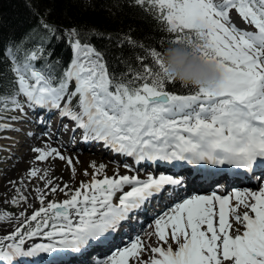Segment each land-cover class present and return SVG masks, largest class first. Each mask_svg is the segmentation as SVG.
<instances>
[{
  "label": "snow or ice",
  "instance_id": "obj_1",
  "mask_svg": "<svg viewBox=\"0 0 264 264\" xmlns=\"http://www.w3.org/2000/svg\"><path fill=\"white\" fill-rule=\"evenodd\" d=\"M135 4L147 5L164 30L175 34L170 45L184 43L215 61L223 71L222 83L214 90L181 83L187 92L168 90L167 85L179 81L167 73L165 51L155 48L147 51L152 65L143 63L146 57L137 56L140 68L127 65L126 71L116 72L81 26L61 33L47 22L48 9L39 20L38 29L43 30L39 42L20 47L31 43L29 33L0 48V64L6 62V72L13 77L7 88L0 80V112L19 113L13 120L27 119L31 113L44 128H48V114L55 112L60 128L71 133L70 144H75L79 130L82 143L102 142L115 154L132 158L134 164L186 162L234 166L245 173L264 171V0H135ZM233 11L254 30L240 27ZM52 36L66 40L72 49L67 67L62 58L49 62L47 43ZM125 39L135 43L129 36ZM6 72H0V77ZM45 135L51 139L50 131ZM32 151L37 161L58 158L65 162L70 179L75 178L78 157L65 156L51 144ZM90 166L92 179L81 180L76 188L54 184L47 172L39 177L46 180L48 189L35 190L40 207L30 216L27 209L21 211L23 222L13 230L0 224V232L6 233L0 235V264L34 261L58 249L79 253L94 243L108 245L110 234L118 232L134 212L166 186L174 189L183 184L182 178L167 174L141 179L116 171L108 176L105 164ZM123 167L135 171L133 165L124 163ZM39 172L32 168L29 175L36 178ZM82 174L89 176L87 169ZM100 175L103 178H97ZM261 185L264 175L258 190L226 188L223 194L213 191L178 199L173 192V203L149 225L154 231H145L143 237L137 234L129 245L117 247L96 264H129L130 260L132 264H264ZM57 191L68 198L45 204L48 194ZM17 192L11 203L27 204L29 198ZM10 215H0V221ZM152 236L157 246L144 239ZM146 251L155 255L143 258Z\"/></svg>",
  "mask_w": 264,
  "mask_h": 264
},
{
  "label": "trees",
  "instance_id": "obj_2",
  "mask_svg": "<svg viewBox=\"0 0 264 264\" xmlns=\"http://www.w3.org/2000/svg\"><path fill=\"white\" fill-rule=\"evenodd\" d=\"M48 9L51 11L45 17L47 22L64 29L81 26L117 72L126 71L127 65L140 68L137 56L146 57L143 63L152 65L147 51L155 48L164 52L171 46L168 41L175 38V34L166 32L154 15L135 4V0H0V48L8 40L22 39L38 27L40 17ZM125 36L135 43L129 44ZM58 58L61 57L55 60ZM0 72H3L2 64ZM0 80L4 82L3 77ZM175 86L180 87V82Z\"/></svg>",
  "mask_w": 264,
  "mask_h": 264
},
{
  "label": "bare ground",
  "instance_id": "obj_3",
  "mask_svg": "<svg viewBox=\"0 0 264 264\" xmlns=\"http://www.w3.org/2000/svg\"><path fill=\"white\" fill-rule=\"evenodd\" d=\"M27 125V124H26ZM13 128H18L17 125L13 126ZM29 136L28 132H24V137ZM52 137V136H51ZM7 144H12L9 146H24L21 147V149L18 152V158H8L9 164L7 166V169L3 172V175L0 180V215L5 214L6 212L3 211L2 206L5 205L9 200H12L15 197V193H18V189L27 188V194L29 195V199L27 204L23 205V208L19 210H15L13 212H9L8 214H11L10 217H7L4 221H0V224L5 225L7 230H13L14 227L19 226V223L23 222V218L19 216V213L21 211H24L27 209V214L30 216L34 209H38L40 207L38 203L39 193H37L35 190L37 188H40L42 191L48 192V189L46 188V180L40 179V176H43L45 172L48 173L47 179H51L54 184H60L61 187H63L64 183H69L70 187H73L74 184L79 183L81 180H86V177L88 178V181L92 179V173L94 170L89 169V176H84L79 168H77V172L75 174L74 179H70L71 171L66 166L65 162L60 161L58 158H50L47 161H37L35 159L37 153L32 151L33 147H45L46 144H51L52 147L59 148L65 156H72V157H78L80 163H75V166L81 164L85 165L86 163L89 164L92 161L95 160H101L105 161L103 158H98L95 154L91 153H83V152H74L71 151L70 148H63L61 144L58 141H51L49 140V137L45 134L38 135L36 138L32 140L30 144H25L23 142V139H19L18 137L13 138L10 141L6 142ZM25 144V145H24ZM79 149H81V146H78ZM7 155H3V158L6 159ZM81 167V166H80ZM32 168H38L40 169L39 175L36 178H32L29 175V172ZM84 169V168H83ZM135 169V168H134ZM118 171L120 175H133L132 171H128L123 166H117L116 164H111L109 167H107V173L108 176H112L114 172ZM141 179H145L144 175H140ZM130 190L129 188H125V191ZM56 195V196H55ZM65 198V195L59 191L55 194H48L47 203L49 201H62ZM45 201V204H47ZM10 205V204H8ZM31 205V206H29ZM37 206V207H34ZM8 207V206H7ZM13 207V206H12ZM32 211H31V210ZM153 228H149L147 230H144L141 232V236L143 237V233L145 231H152ZM6 234L5 232H0V235ZM153 236L150 240H148L147 237H144L146 242H151L153 239ZM114 248V247H113ZM123 248V245L120 247ZM112 248L107 249V251H110ZM150 255V252L148 253ZM105 259V258H102ZM42 263H45V261H41ZM80 262V261H78ZM83 264V263H82Z\"/></svg>",
  "mask_w": 264,
  "mask_h": 264
},
{
  "label": "clouds",
  "instance_id": "obj_4",
  "mask_svg": "<svg viewBox=\"0 0 264 264\" xmlns=\"http://www.w3.org/2000/svg\"><path fill=\"white\" fill-rule=\"evenodd\" d=\"M164 62L168 75L187 87L216 89L223 80V71L215 62L203 58L199 51L180 43L167 47Z\"/></svg>",
  "mask_w": 264,
  "mask_h": 264
},
{
  "label": "rangeland",
  "instance_id": "obj_5",
  "mask_svg": "<svg viewBox=\"0 0 264 264\" xmlns=\"http://www.w3.org/2000/svg\"><path fill=\"white\" fill-rule=\"evenodd\" d=\"M78 134H80V133H78ZM71 135V133H69L68 135H63L62 137L63 138H68L69 136ZM24 136V135H23ZM8 145H12V144H8ZM25 145V144H24ZM8 159V157H6V161H8L7 160ZM97 161V160H96ZM9 162V161H8ZM97 162H99L100 164L101 163H105V161H101V160H98ZM81 169H82V173H83V171H84V169H83V167L81 166L80 167ZM5 171V170H4ZM106 171H107V168H106ZM3 175V174H2ZM100 178H103V177H100ZM20 190V189H19ZM21 192H23V194L24 195H26L27 197H29V195L27 194V188H22L21 190H20ZM18 196V193H15V197L14 198H16ZM56 196V195H55ZM66 197V196H65ZM11 201L12 200H9L5 205H3L2 206V209H3V211L4 212H6V213H9V212H13V211H15V210H19V209H21V208H23V205L24 204H20L19 206H14L12 203H11ZM46 203H47V201H46ZM8 204H10V205H8ZM8 206V207H7ZM13 206V207H12ZM34 207H37V206H34ZM31 210V209H30ZM240 210H243V208H241ZM32 211V210H31ZM14 213V212H13ZM34 223V222H33ZM35 242H39V240H36ZM170 242H171V240H170ZM177 246L173 243V248L175 249ZM129 264H132V261L130 260V262H129Z\"/></svg>",
  "mask_w": 264,
  "mask_h": 264
}]
</instances>
